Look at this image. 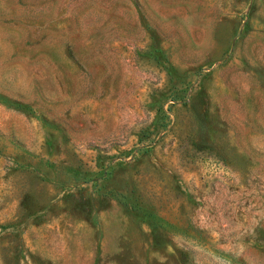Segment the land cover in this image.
<instances>
[{"label":"rangeland","instance_id":"obj_1","mask_svg":"<svg viewBox=\"0 0 264 264\" xmlns=\"http://www.w3.org/2000/svg\"><path fill=\"white\" fill-rule=\"evenodd\" d=\"M0 264H264V0H0Z\"/></svg>","mask_w":264,"mask_h":264}]
</instances>
